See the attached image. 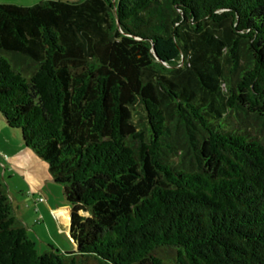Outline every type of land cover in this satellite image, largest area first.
Returning a JSON list of instances; mask_svg holds the SVG:
<instances>
[{"label":"trees","instance_id":"trees-1","mask_svg":"<svg viewBox=\"0 0 264 264\" xmlns=\"http://www.w3.org/2000/svg\"><path fill=\"white\" fill-rule=\"evenodd\" d=\"M0 124L74 245L0 176V264H264V0L0 2Z\"/></svg>","mask_w":264,"mask_h":264},{"label":"crops","instance_id":"crops-1","mask_svg":"<svg viewBox=\"0 0 264 264\" xmlns=\"http://www.w3.org/2000/svg\"><path fill=\"white\" fill-rule=\"evenodd\" d=\"M7 135L8 136L5 137L0 144V176L2 181L7 186L9 198L13 204V207L15 208L17 216L21 218V220L27 225L29 229V225L17 213L19 207L16 206V203L14 202L15 197L10 191L11 189L9 186L11 182H8L7 180V178L13 177V169L20 170V180L23 181L24 188L26 189L25 191H27V200L29 201L30 199L32 204L42 211L48 212V208L49 212L55 218L54 223L58 227V229L69 235V210L66 207V203L64 201H61L58 197L60 205H58V207H54L50 202H48L47 199L43 198L40 192L43 191V189H46V191H48L51 195H55V197L56 194H58V191H55V187H51L53 186L52 181L49 178L48 174H45V170L43 167L44 165H42L43 163L36 159L30 151L23 147L20 139L16 137L10 138V134ZM6 144L9 149L5 146ZM1 154L6 156V159L3 158ZM36 166H38L40 169H38ZM18 193H20V195H23L24 192H22L21 188H18ZM40 197L43 198V201L37 200ZM28 201L27 206H29ZM45 204L47 205V207Z\"/></svg>","mask_w":264,"mask_h":264},{"label":"rangeland","instance_id":"rangeland-1","mask_svg":"<svg viewBox=\"0 0 264 264\" xmlns=\"http://www.w3.org/2000/svg\"><path fill=\"white\" fill-rule=\"evenodd\" d=\"M37 1L38 0H0V2L17 3V4H22V5L32 4ZM134 121H135V124L137 125V128L140 129L142 123L144 122L142 118V114L141 116L140 114L135 115ZM15 131L16 133H13L12 130H9V133H10L9 137L10 138L16 137L20 139L19 130L18 131L15 130ZM7 136L8 135L3 131L2 126L0 124V144L2 143V140H4V138ZM5 146L7 147V144ZM7 148L9 149V147ZM2 156L3 158L6 159V156L4 155ZM42 165H44L43 167L45 170V174L47 175V171H48L47 164L44 163ZM36 167L40 169L38 166ZM12 176L13 177L7 178V180L8 182H11L9 186L11 189L10 191L13 193V196L15 197L14 202L16 203V206L19 207V210L17 211V213L29 225L28 234L30 238L35 242L37 251L42 252L46 250L49 245L57 248L58 250L62 252L72 250L74 248V245L71 242L69 235L58 229V227L54 223L55 218L49 212V209L47 208L48 212L42 211L38 209V207L34 206L32 202L30 201V199L29 201L27 200V196H26L27 191H25L26 189L24 188L23 181L20 180V177H21L20 170L13 169ZM51 187H55V191H58V194H56V197L55 195H51L48 191H46V189H43V191H40V192L43 198L47 199L48 202L52 204V206L58 207V205H60V201L58 200V197L60 198L61 201H64L63 196H62L61 187L58 185L57 186L54 185ZM18 188L22 189V192H24L23 195H20V193H18ZM27 201L29 202V206H27Z\"/></svg>","mask_w":264,"mask_h":264},{"label":"built area","instance_id":"built-area-1","mask_svg":"<svg viewBox=\"0 0 264 264\" xmlns=\"http://www.w3.org/2000/svg\"><path fill=\"white\" fill-rule=\"evenodd\" d=\"M38 200H39V201H42L43 199H42V198H39Z\"/></svg>","mask_w":264,"mask_h":264}]
</instances>
